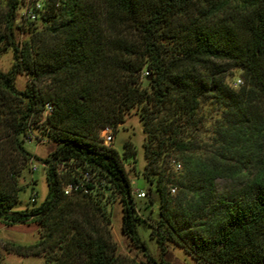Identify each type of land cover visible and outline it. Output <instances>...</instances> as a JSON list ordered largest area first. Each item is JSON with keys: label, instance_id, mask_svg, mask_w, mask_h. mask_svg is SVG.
Here are the masks:
<instances>
[{"label": "trees", "instance_id": "obj_1", "mask_svg": "<svg viewBox=\"0 0 264 264\" xmlns=\"http://www.w3.org/2000/svg\"><path fill=\"white\" fill-rule=\"evenodd\" d=\"M24 1L0 10V57L13 53L11 70H0V220L35 222L40 233L6 251L47 264H168L138 232L124 166L131 159L136 168L134 146L125 144L122 159L101 139L135 112L145 177L160 201V218L149 223L162 256L173 245L198 264H264V0H47L38 22L20 23ZM230 66L241 86L230 85ZM18 75L29 78L24 91ZM39 124L57 145L45 160L48 196L17 212L33 160L22 143ZM70 160L95 183L67 196L74 180L56 165ZM219 181L230 190L220 193ZM116 198L122 232L145 262L114 239L108 205Z\"/></svg>", "mask_w": 264, "mask_h": 264}, {"label": "rangeland", "instance_id": "obj_2", "mask_svg": "<svg viewBox=\"0 0 264 264\" xmlns=\"http://www.w3.org/2000/svg\"><path fill=\"white\" fill-rule=\"evenodd\" d=\"M8 0H0V10L5 12L7 10ZM25 12L24 8L19 10V22ZM19 39H23L22 36ZM13 66V53L8 51L2 54L0 57V70L8 73ZM231 75L229 83L231 86L236 87L238 80H241L240 73L233 67H228ZM29 78L25 75H18L16 78V86L20 91H24ZM241 86V85H239ZM44 125H36L33 129V138L25 140L22 143L23 148L30 155L33 156L31 166H36L37 170L32 171L26 169L20 177V204L15 208L17 212H29L35 207L41 206L48 196V183H47V164L45 160L50 159L57 145L51 142H47L45 136ZM146 135L143 131V125L140 121V117L132 112L127 118L126 122L120 126L119 130L115 134L113 149L124 159L125 144L131 143L136 150V168L133 164V160H124V166L128 170L131 185L135 192H144L147 194L145 199H137L138 214L141 217L138 223V232L142 240L146 243L149 254L157 260L158 263L162 259L168 264H198L191 256H189L184 250L170 246L165 256H162L158 242L156 238L152 236L153 226H150V220L153 221V225L160 218V201L155 186L145 177L146 158H145V143ZM175 166V162L173 163ZM133 168L135 170H133ZM179 168H175V171H179ZM231 188V185L225 181L218 182V191L220 193H226ZM175 193H171L173 196L178 194L176 187H174ZM152 192V199L154 205L150 206L149 194ZM36 196V204L32 203L33 197ZM109 196V193H107ZM150 206V207H148ZM108 211L111 213L113 235L116 242L119 244L120 251L128 256L135 257L138 261L145 262V259L141 252L135 249L129 240L124 236L122 232V204L118 198L111 200L108 205ZM151 219L149 220V218ZM40 226L31 222L28 224L7 225L0 220V253L2 259L0 264H47L43 257H22L15 253H9L6 251L5 246L7 244L28 246L35 244L39 239Z\"/></svg>", "mask_w": 264, "mask_h": 264}, {"label": "built area", "instance_id": "obj_3", "mask_svg": "<svg viewBox=\"0 0 264 264\" xmlns=\"http://www.w3.org/2000/svg\"><path fill=\"white\" fill-rule=\"evenodd\" d=\"M47 0H25L22 8L25 9L23 14V18L30 22H38L41 17L46 13V5ZM242 81L238 80L236 87L242 85ZM53 113V106L51 104H47L45 106V117L51 115ZM33 138V134H31L30 139ZM115 134L112 129L106 128L101 132V139L103 144L107 148H113ZM29 139V140H30ZM56 163V161H54ZM177 168L181 169V166L178 165ZM32 171H36V166H31ZM56 172L60 175L62 174H70L73 182H70L64 187L65 194L67 196L86 191V186L89 184L95 183V176L92 175L89 171L85 170L83 167L76 165L74 160L59 162L56 165ZM172 193H175V189H172ZM135 197L139 200L145 199L147 196L144 192H135ZM37 202L36 196L33 197L32 203L35 204Z\"/></svg>", "mask_w": 264, "mask_h": 264}]
</instances>
